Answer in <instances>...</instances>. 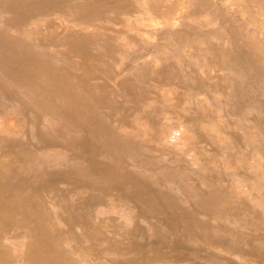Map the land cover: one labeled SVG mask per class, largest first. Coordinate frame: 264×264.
<instances>
[{"label":"rangeland","instance_id":"obj_1","mask_svg":"<svg viewBox=\"0 0 264 264\" xmlns=\"http://www.w3.org/2000/svg\"><path fill=\"white\" fill-rule=\"evenodd\" d=\"M0 38V264H264V0H0Z\"/></svg>","mask_w":264,"mask_h":264},{"label":"bare ground","instance_id":"obj_2","mask_svg":"<svg viewBox=\"0 0 264 264\" xmlns=\"http://www.w3.org/2000/svg\"><path fill=\"white\" fill-rule=\"evenodd\" d=\"M0 40H1V38H0ZM22 84H23V83H22ZM20 85H21V84H20ZM15 87H16V86H15ZM0 103H1V102H0ZM9 110H11V109H9ZM11 111H12V110H11ZM0 119H1V118H0ZM6 126H7V125H6ZM8 126H9V125H8ZM5 132H7V130L4 129V128L0 125V134H1V133L3 134V133H5ZM178 132H179V131H178ZM178 132H177V133H178ZM181 133H182V132H181ZM4 135H5V134H4ZM180 135H181V134H180ZM8 136H9V134H8ZM8 136H7V137H8ZM14 138H15V137H14ZM179 138H180V137H179ZM11 139H12V138H11ZM14 140H15V139H14ZM172 140H173V139H172ZM175 142L177 143V144H175V145H178L179 143L181 144V138H180V139L177 138V139L175 140ZM53 167H54V166H53ZM36 179H37V178H36ZM33 180H34V179H33ZM36 181H37V180H36ZM77 228H78V227H77Z\"/></svg>","mask_w":264,"mask_h":264}]
</instances>
